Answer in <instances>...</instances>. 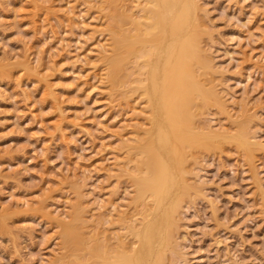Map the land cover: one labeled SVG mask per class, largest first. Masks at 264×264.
<instances>
[{
	"label": "rangeland",
	"instance_id": "374dc122",
	"mask_svg": "<svg viewBox=\"0 0 264 264\" xmlns=\"http://www.w3.org/2000/svg\"><path fill=\"white\" fill-rule=\"evenodd\" d=\"M109 1L0 0V264H98L87 246L119 250L131 235L118 216L136 213L138 230L150 211L135 203L159 165L145 93L123 99L97 72ZM194 2L209 69L187 104L193 140L178 145V227L154 264H264V0ZM63 225L82 242L65 244Z\"/></svg>",
	"mask_w": 264,
	"mask_h": 264
},
{
	"label": "bare ground",
	"instance_id": "6f19581e",
	"mask_svg": "<svg viewBox=\"0 0 264 264\" xmlns=\"http://www.w3.org/2000/svg\"><path fill=\"white\" fill-rule=\"evenodd\" d=\"M134 1L139 2V0ZM134 1H131V8L130 1L127 0L109 1L111 8L107 12L109 14L108 27L112 32V37H110L112 47L108 49L110 48L112 55L100 58L99 62L103 63L105 68L101 70L98 66L97 72L104 71V79L110 83L111 90H119L122 87L123 99L131 92L134 94L138 90L144 91L147 108H143L142 111L149 130L143 131L145 135L148 133L152 136L147 147L158 151L159 165L156 175L146 183V188H144L146 190L140 191L138 197L135 198L137 210L141 207L150 210L142 216L141 222L137 220L140 223L139 229H135L137 224L134 226L132 219L136 213L131 215L123 213L118 216L121 220L124 219V223H121L127 222L124 229L131 235V239L127 242L124 240L125 245L119 239V246L118 244L116 246L119 250H113V245L109 247L106 238L96 247L86 244L89 260L93 262L95 257L98 264H154L155 258L159 260L155 252L156 257L153 259V250L158 249L161 253L168 243L169 232L172 233L174 224L176 199L181 192L180 164L182 161L178 145L189 146L193 140L191 137L193 120L191 116L188 118L185 116L189 113L188 102L196 96H201L195 89L193 81L197 78V68L209 69L207 58L201 50L194 30V18L197 15V5L194 0H146V4L141 3L142 7L139 9L140 2L144 0L140 1L139 5L136 3L133 5ZM135 4L138 5L137 10H134ZM132 57L135 61L127 62L128 58L132 60ZM143 76L146 77V83H144ZM138 84V87H132ZM212 93L209 90L208 97L214 96ZM203 133L204 135L210 134L209 132ZM238 139L241 147L249 145L246 140L240 137ZM145 148L141 147V152H146ZM147 192L150 193H148L151 196L149 198L152 199L151 206L145 203ZM82 223L85 224L83 220ZM176 226L175 229H177ZM65 228L63 225L64 243L74 244L80 232L77 229H68L69 232L73 230V233H68ZM93 264H96L95 261Z\"/></svg>",
	"mask_w": 264,
	"mask_h": 264
}]
</instances>
